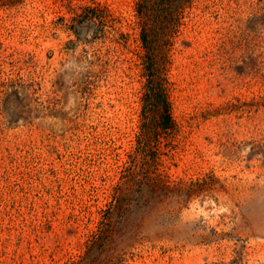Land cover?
Returning <instances> with one entry per match:
<instances>
[{"label":"rangeland","instance_id":"1","mask_svg":"<svg viewBox=\"0 0 264 264\" xmlns=\"http://www.w3.org/2000/svg\"><path fill=\"white\" fill-rule=\"evenodd\" d=\"M135 3L0 0V264L78 260L122 170L143 176ZM184 22L166 71L177 127L158 168L206 182L147 204L144 190L106 252L121 264H264V0H194Z\"/></svg>","mask_w":264,"mask_h":264},{"label":"trees","instance_id":"2","mask_svg":"<svg viewBox=\"0 0 264 264\" xmlns=\"http://www.w3.org/2000/svg\"><path fill=\"white\" fill-rule=\"evenodd\" d=\"M194 0H136L135 8L139 17L140 38L144 53L143 64L147 81L143 94V125L137 136L136 155H141L144 170L136 171L130 164L122 170L120 181L108 207L98 221L96 229L86 242V250L78 260L70 264H121L120 256H108L107 245H113L117 237L124 233L125 222L123 209L128 211L139 202L140 195L147 190V204L152 196L177 195L183 199L194 191L201 189L206 181L191 180L185 184L183 180L171 181L167 174L158 168L161 146L174 134L177 123L172 115L169 97L170 81L166 71L171 60L173 38L178 36L184 18ZM166 142H164L165 144ZM163 153L161 147V154ZM133 182L136 188L123 196V184ZM111 249V248H110Z\"/></svg>","mask_w":264,"mask_h":264}]
</instances>
